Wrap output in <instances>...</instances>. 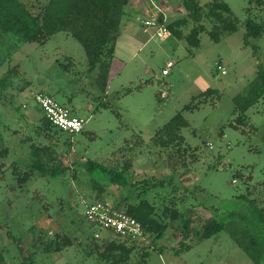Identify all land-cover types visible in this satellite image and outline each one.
I'll use <instances>...</instances> for the list:
<instances>
[{
  "label": "rangeland",
  "instance_id": "obj_1",
  "mask_svg": "<svg viewBox=\"0 0 264 264\" xmlns=\"http://www.w3.org/2000/svg\"><path fill=\"white\" fill-rule=\"evenodd\" d=\"M22 1L26 6L37 7L36 0ZM37 1L43 3L45 0ZM197 1L204 4L211 0ZM220 1L237 19V30L222 35L217 43H213L206 32L200 33L198 46L191 54L182 41L169 36L159 40L151 29L143 34L134 20L135 14L132 15L135 21L131 22L133 37L144 47L136 58L125 63L118 76H112L106 85V93L100 94V100L92 90L98 91V88L86 73L83 50L71 37L57 33L43 46L19 44L14 52L8 47L11 39L0 46V77L7 67L17 65L20 76L13 80L11 89H23L13 92L12 99L9 91L0 95V136L9 148L5 166L10 162H27L23 158L26 148L17 140L29 133L33 127L29 125H35L41 117L32 99L34 93L48 94L83 122L81 132L76 135L58 133L60 141L71 142L69 154L59 150L65 156L63 165L69 167L62 177L53 180L37 177L25 187L26 193L18 194V198L9 191L8 169L0 179V226H8L14 235L26 242L35 241L40 232H44L45 239L59 235L71 240V246L59 253L46 254L38 246L36 264H96L93 259L84 258L82 253L85 237L96 234L100 238L103 235L83 216L93 197L90 180L97 177V172L91 177L85 171V165L93 162L109 170L118 169L115 167L120 158L118 151L134 136L142 143L131 153L130 183L147 177L172 179L178 195L189 194L190 207L197 211L191 220L193 230H197L202 220L210 215L208 207L217 208L219 218L222 210L231 209L234 197L244 192V185L235 173L242 178L250 176V185L261 180L264 172V103L258 101L246 110V126L232 128L229 123L234 118L232 98L241 94L252 80L257 65L264 66V29L260 38L249 40L251 46L257 47L254 56L250 47L242 46V21L246 17L245 9L249 7L247 0ZM168 2L175 5L174 0ZM127 14L128 5L124 7V15ZM249 17L255 22L264 21V3L260 10H252ZM165 20L169 19L166 17ZM204 27L208 30L209 22H205ZM170 61L172 64L164 77L160 72ZM68 62L70 67L66 66ZM216 65L223 74L216 70ZM208 89L215 91L212 100L206 98L191 112L182 110L184 106L200 101V94ZM176 114L186 122V127L180 130L184 145L196 148L198 161L186 170L169 174L163 168L165 158L156 159L157 151L151 147V142L153 135ZM14 130L19 131L18 135L11 136ZM189 161L187 159L185 163ZM72 172L75 179L70 178ZM97 180L104 186L105 201L113 202L130 194L129 187L120 190L105 185L102 177ZM154 194L146 197L152 200ZM33 195L39 201L32 199ZM254 195L257 196V192ZM179 239L178 231L169 226L162 239L152 244L148 238L139 244L137 255L130 258L129 264L141 263L138 258L141 247L147 252L146 264H253L226 232L195 243L175 255L173 251L177 249ZM192 239L195 242L194 236ZM0 249L4 251L5 264H17L18 256L5 240L1 227Z\"/></svg>",
  "mask_w": 264,
  "mask_h": 264
},
{
  "label": "trees",
  "instance_id": "obj_2",
  "mask_svg": "<svg viewBox=\"0 0 264 264\" xmlns=\"http://www.w3.org/2000/svg\"><path fill=\"white\" fill-rule=\"evenodd\" d=\"M174 1L175 5L171 6L175 11L169 15L167 18L169 20L162 21L160 15L157 20L164 26L169 37L185 43L190 54L191 50L198 46L200 33L206 32L209 39L217 43L222 35L233 34L237 30V19L220 0H211L204 4H199L197 0ZM35 3L37 7L26 6L22 0H0V46L6 45L11 39L8 47L14 52L19 44L33 43L43 46L57 33L71 37L83 50L86 73L93 74V84L99 92L96 99L100 100V94H103L106 88L114 45L119 36L120 20L128 0H45L43 3L36 0ZM263 3L264 0H247L249 7L245 9L246 17L242 21L244 31L242 46L250 47L254 56L257 54V47L251 46L249 40L261 37L264 21L255 22L249 16L252 10H260ZM205 22L210 24L208 30L204 27ZM66 66L70 67L71 64L68 62ZM19 76L17 65L7 67L0 77V95L9 91L12 99L13 92L22 91L23 89H11L13 80ZM214 92L209 89L202 92L199 96L200 101L195 104L190 103L182 110L191 112L199 104L204 103L206 98L212 100ZM35 94L49 96L42 91L33 95ZM231 101L234 118L229 126L232 128L246 126L244 115L246 110L258 101L264 103V66L257 65L252 80L247 83L241 94L234 96ZM35 108L39 111L36 106ZM68 111L72 115V111ZM29 126H33L32 130L17 140L20 146L26 148L23 158H26L27 162L23 161L21 164L10 162L5 166L9 148L6 140L0 136V179L8 169L11 179L9 191L15 198H18V194L26 193L25 187L37 177L58 179L69 170L68 166L63 165L65 156L59 153V150H62L64 154H69L71 148V142L59 140L58 133L64 132L52 126L42 115L38 123ZM184 127L186 122L176 114L152 138L151 147L157 151L156 159L165 158L163 168L169 174H175L179 169L186 170L198 161L196 148L192 149L184 145L180 136V130ZM25 128L27 129L28 126L25 125ZM18 132V130L12 131L11 136L18 135ZM219 135H222L221 132ZM141 143L137 136L124 143L118 151L120 158L115 166L118 169L109 170L97 163L86 162L85 171L91 177L97 172V177H102L105 185L119 187L120 190L124 187L131 188L129 196L118 198L112 203L117 210L138 222L146 237L144 240L135 241L105 237L104 234L100 238L85 237V246L82 250L84 258L93 259L96 264H129L130 258L138 252L139 244L148 238L151 239L152 244L162 239L166 229L171 226L180 236L177 249L173 251L175 255L188 250L195 243L226 232L253 264L264 262V172L261 180L253 185H250V176L242 178L240 174L235 173L234 176L244 185V192L234 197L231 209L222 210L219 218H217L218 209L208 207L210 215L202 220L197 230H193L191 220L197 211L190 207L192 205L188 201L189 194L185 197L178 195V190L172 186V179L147 177L130 183L133 160L131 153L133 148L140 147ZM187 159L190 161L185 163ZM73 172L70 178L75 179ZM97 177H92L90 180L93 194L91 203L105 201L107 196L104 186L99 183ZM152 192L155 194L150 200L146 196ZM255 192L258 197L254 195ZM32 199H37V196L33 195ZM178 222L180 224H176ZM0 227L4 232L5 240L18 256L17 264H36L38 246L41 252L46 254L59 253L71 246V240L65 236L54 235L53 239H45L44 232H40L35 241L26 242L24 238L14 235L8 226ZM192 236L195 237V242ZM139 250L138 258L141 263L138 264H146L147 252L144 247ZM0 264H5L2 249H0Z\"/></svg>",
  "mask_w": 264,
  "mask_h": 264
},
{
  "label": "built area",
  "instance_id": "obj_3",
  "mask_svg": "<svg viewBox=\"0 0 264 264\" xmlns=\"http://www.w3.org/2000/svg\"><path fill=\"white\" fill-rule=\"evenodd\" d=\"M159 3V0H142L141 5L135 11L134 20L139 24L142 32L146 33L147 29L154 30V35L159 40H163L168 37V33L157 20L160 15L162 21H165V15ZM171 64L168 63L166 69L161 70L162 76L167 75V69ZM216 70H220V74H223L218 65H216ZM32 98L40 114L52 126L69 135L80 133L83 126L82 120L72 116L61 104L47 95L35 94ZM83 216L91 226L103 232L105 237H117L127 241L144 240L146 237L139 223L117 210L112 202L102 201L88 204ZM94 238H98V235L95 234Z\"/></svg>",
  "mask_w": 264,
  "mask_h": 264
},
{
  "label": "crops",
  "instance_id": "obj_4",
  "mask_svg": "<svg viewBox=\"0 0 264 264\" xmlns=\"http://www.w3.org/2000/svg\"><path fill=\"white\" fill-rule=\"evenodd\" d=\"M159 1H160L159 3L160 7L165 15V18L166 17L168 18L171 12H174L175 10L171 6V3L168 2V0H159ZM141 3H142V0H129L128 14L122 16L120 20L119 36L116 39V42L114 45L113 57H112V60L110 62V66L108 69L106 85L108 84V82H110L112 76L113 75L118 76L121 70L123 69L124 65H126L125 63L136 58L138 53L141 51V48L144 47V44H141L138 41V39H135L133 37L134 31L131 28V22H135L134 20H132L131 16L135 14V11L141 5ZM142 33L146 34L144 32ZM88 76H90V79H91L90 82H93V74H90ZM92 90H94V93L96 92L99 95L98 91H95V89H92ZM105 93H106V89L104 91V94ZM72 115L75 117H78L74 113Z\"/></svg>",
  "mask_w": 264,
  "mask_h": 264
}]
</instances>
